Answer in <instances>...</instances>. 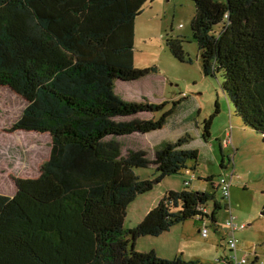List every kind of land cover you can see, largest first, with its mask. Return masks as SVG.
<instances>
[{
  "label": "trees",
  "instance_id": "trees-1",
  "mask_svg": "<svg viewBox=\"0 0 264 264\" xmlns=\"http://www.w3.org/2000/svg\"><path fill=\"white\" fill-rule=\"evenodd\" d=\"M151 1L0 0V88L28 103L13 129L51 139L39 177L18 179L14 196L0 194V264H199L136 252L135 244L196 219L218 231L223 207L214 176L206 181L212 191L190 189L186 180L135 228L124 227L138 197L167 177L195 172L200 155L187 147L189 135L161 143L152 159L144 150L123 153L129 137L161 131L182 103L162 113L168 102L126 101L118 93V83L150 74L135 66L134 46L136 19ZM191 1L204 76L222 78L235 114L264 141V0ZM167 43L176 59L188 61L184 38ZM213 118L205 121L206 141ZM223 151L225 169V158L229 165L233 159ZM152 167L154 180L136 175ZM237 232L235 249L226 233L233 257L224 264H241Z\"/></svg>",
  "mask_w": 264,
  "mask_h": 264
},
{
  "label": "rangeland",
  "instance_id": "rangeland-1",
  "mask_svg": "<svg viewBox=\"0 0 264 264\" xmlns=\"http://www.w3.org/2000/svg\"><path fill=\"white\" fill-rule=\"evenodd\" d=\"M151 2L136 19L134 46L135 66L148 69L150 74L133 83H118V93L126 101L168 102L162 113L172 109L174 101L182 103L161 131L129 137L123 153L144 150L152 159L161 143L176 142L189 135L192 142L187 147L198 150L200 155L195 172L167 177L150 193L138 197L127 209L124 227L135 228L145 211L154 209L167 192L184 190L186 180L190 181V189L212 191L211 183L206 182L209 177L214 176L215 184L225 178L231 182L233 215L239 222L250 225L236 234L239 246L245 247L239 249V259L248 254L250 264L255 257L249 252H257L261 264L264 262V141L235 114L234 105L222 89V78L204 76L200 51L191 33V22L196 13L194 3L191 0ZM178 37L186 40L184 49L188 61L184 63L173 56L167 43L169 38ZM27 105V101L13 90L0 88V194L3 195H15L18 179L38 178L42 165L50 156L49 135L13 129ZM213 115L210 138L206 141L203 139L205 121ZM160 116L161 113L156 114V119ZM227 134L236 151L232 146L223 147ZM221 148L233 159L229 165L225 158V169L221 168ZM233 170L235 174L231 176ZM136 175L141 180H154L155 170L153 167L137 170ZM216 194L223 207L218 215V231L207 223L209 236L203 238L198 231L203 228V222L190 220L161 237L138 239L135 251H150L145 249L154 247L155 255L162 259L171 260L183 255L184 259L199 264H224L225 256L233 257L225 240L229 237L225 226L230 216L226 210L229 202L220 189Z\"/></svg>",
  "mask_w": 264,
  "mask_h": 264
},
{
  "label": "built area",
  "instance_id": "built-area-1",
  "mask_svg": "<svg viewBox=\"0 0 264 264\" xmlns=\"http://www.w3.org/2000/svg\"><path fill=\"white\" fill-rule=\"evenodd\" d=\"M224 147L225 148H228L230 146H232V139L229 137V135L227 134V137L223 143ZM219 186L221 188V191L223 193V197L225 200H227V202L230 203V198H231V191H230V188H231V182H229L227 179H221L219 181ZM228 210H229V219L226 221L225 223V226L227 228V234L230 237V240H229V244L231 246L232 249H235L236 246H237V241L235 240L234 238V234L239 231V230H243L247 227L246 224L244 223H239L238 222V218L236 216L233 215V212H232V209H231V206L229 205L228 206ZM201 234L203 237H207L209 235V230H208V227L204 226L202 228V231H201ZM247 257H244L243 259H241L240 263L241 264H245L247 262ZM237 262V260H236Z\"/></svg>",
  "mask_w": 264,
  "mask_h": 264
},
{
  "label": "crops",
  "instance_id": "crops-1",
  "mask_svg": "<svg viewBox=\"0 0 264 264\" xmlns=\"http://www.w3.org/2000/svg\"><path fill=\"white\" fill-rule=\"evenodd\" d=\"M225 141V140H224ZM224 141H223V143H224ZM223 147H224V145H223ZM232 147H233V149L236 151V149L234 148V145H233V142H232ZM225 148V147H224ZM233 174V175H232ZM232 174H231V176H234V174H235V172H234V170H233V172H232ZM229 205L231 206V209H232V204H231V201H230V203H229ZM227 208H228V205H227ZM151 211V209H149V211H145V213L141 216V218H140V221H138V222H141L142 220H143V218L149 213ZM228 211V210H227ZM232 212H233V210H232ZM264 213V212H263ZM239 221V220H238ZM241 223V222H240ZM204 223H203V227H204ZM250 225H247V227H249ZM247 229V228H246ZM245 229V230H246ZM172 230H170L169 232H171ZM198 231H200V229L198 230ZM244 231V230H243ZM169 232H167V233H169ZM164 234H166V233H164ZM163 234V235H164ZM161 237V236H160ZM163 243H166L165 242V240L163 241ZM245 244V243H244ZM167 245V244H166ZM240 248H245L243 245H241V246H239V249ZM145 250H150V251H156V249L153 247L152 249L150 248V249H145ZM251 251V250H250ZM248 252V251H247ZM251 253H253V255H254V257H255V260L251 263V264H259V262H260V255L257 253V252H249V254H251ZM246 255H248V254H246ZM246 255H244L243 257H245Z\"/></svg>",
  "mask_w": 264,
  "mask_h": 264
},
{
  "label": "water",
  "instance_id": "water-1",
  "mask_svg": "<svg viewBox=\"0 0 264 264\" xmlns=\"http://www.w3.org/2000/svg\"><path fill=\"white\" fill-rule=\"evenodd\" d=\"M152 2L148 3L149 5H151ZM10 89V88H9Z\"/></svg>",
  "mask_w": 264,
  "mask_h": 264
}]
</instances>
